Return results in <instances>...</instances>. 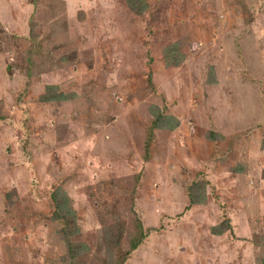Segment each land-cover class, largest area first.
<instances>
[{"label":"rangeland","instance_id":"obj_1","mask_svg":"<svg viewBox=\"0 0 264 264\" xmlns=\"http://www.w3.org/2000/svg\"><path fill=\"white\" fill-rule=\"evenodd\" d=\"M147 3L0 0V264H264V0ZM48 84L72 97L40 101ZM151 104L180 125L147 161ZM203 175L211 198L186 209Z\"/></svg>","mask_w":264,"mask_h":264},{"label":"trees","instance_id":"obj_2","mask_svg":"<svg viewBox=\"0 0 264 264\" xmlns=\"http://www.w3.org/2000/svg\"><path fill=\"white\" fill-rule=\"evenodd\" d=\"M128 8L135 14L141 15L148 6L147 0H123ZM162 55L164 58V65L166 67H177L182 62V54L179 52L178 41H175L164 47L162 50ZM212 70V67H211ZM210 76L208 79L210 81H215L214 73L210 71ZM71 94H65L58 89L57 85L48 84L44 87V92L39 96L40 101L51 102V101H64L71 98ZM149 111L152 115V120L147 128L146 138L144 142L145 150V160L151 158V145L155 137V131L157 129H167L173 130L180 125V120L171 114L165 113L156 104H151ZM207 137H216L211 131H207ZM205 136V137H206ZM261 148H264V137L261 139ZM231 173L244 171V166L238 163L234 167H231ZM210 186V181L203 175L199 180H192L186 187L188 195V203L186 209L194 204H206L211 196L208 195L207 188ZM49 197L52 204V216L58 221L57 231L64 241V246L66 249L63 259L72 261L75 257V244L72 241V235L78 230L76 222L75 210L69 203V198L67 193L61 189V187H56L52 189L49 193ZM227 220L214 225L211 227L210 231L213 234H221L229 228V223ZM137 244H132L131 249H135Z\"/></svg>","mask_w":264,"mask_h":264}]
</instances>
